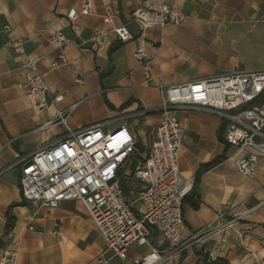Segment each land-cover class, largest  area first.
Listing matches in <instances>:
<instances>
[{"label": "crops", "instance_id": "1", "mask_svg": "<svg viewBox=\"0 0 264 264\" xmlns=\"http://www.w3.org/2000/svg\"><path fill=\"white\" fill-rule=\"evenodd\" d=\"M85 1L92 12L81 15ZM142 1L109 0L112 24H107L102 0H0V167L62 134L55 112L73 103L77 105L67 122L74 129L98 121H106L103 130L112 129L123 122L121 114L144 110L138 125L126 122L149 145L162 117L160 87L236 70H264V0H149L167 4L184 19L180 25L143 33L150 58L147 79L133 55L141 44L137 24H128L131 38L124 42L111 31L128 22ZM70 11L77 13V29L67 16ZM96 29L107 32L100 49L94 42ZM54 30L65 35L63 45L48 42ZM14 37H25V53L37 59L45 77L47 106L39 112L18 87L24 82L23 57L10 48ZM53 62L58 66L51 67ZM176 116L183 130L177 167L184 179L193 181L182 204L183 233L195 238L175 264H200L202 253L225 257L231 264H264V157L251 174L243 175L235 166L237 156L228 159L234 150L222 140L219 117L197 109H180ZM19 173L15 167L0 176V253L6 246L15 249L16 264H98L95 258L104 241L79 201L56 208L25 201L13 206L15 224L5 235L8 206L23 201ZM57 227L65 241L53 233ZM157 240L153 231L151 243ZM145 251L129 255L127 249L126 264Z\"/></svg>", "mask_w": 264, "mask_h": 264}, {"label": "built area", "instance_id": "2", "mask_svg": "<svg viewBox=\"0 0 264 264\" xmlns=\"http://www.w3.org/2000/svg\"><path fill=\"white\" fill-rule=\"evenodd\" d=\"M102 1L103 21L112 24L111 4ZM91 12L90 3L85 1L79 13ZM67 16L77 29V13L70 11ZM183 19V14L165 3L143 0L128 22L112 26L111 31L119 42H124L131 38L128 24H137L141 44L133 55L148 79L150 58L144 50L147 42L143 33L151 27L180 25ZM4 29L11 32L9 25ZM25 42V37H14L10 48L23 57L24 82L18 87L25 89L33 111L39 112L47 106V84L37 69V59L25 53ZM48 42L61 46L66 37L54 30ZM94 42L97 49L102 48L107 43V32L96 29ZM58 64L53 62L51 67ZM160 93L162 117L153 129V140L144 144L142 153L138 150L139 138L126 120L132 119L138 125L144 110L121 114L118 118L123 122L112 129H102L106 121L74 129L67 122L77 105L73 103L55 112L53 120L64 126L62 134L0 167V176L19 168L21 198L34 207L56 208L64 201L81 202L104 241L95 258L98 264H126L127 249L133 244L146 246V251L128 264H175L195 238L183 233L182 201L193 181L184 179L177 167V152L183 140L177 110L197 109L221 119L222 140L234 150L228 159L237 156L234 162L239 173L251 174L264 157V70L206 76L162 86ZM61 99V95L55 97L56 101ZM122 182L134 183L130 191H135L134 199L124 194ZM153 231L158 236L156 244L151 243ZM53 233L66 240L59 227ZM16 259L15 249H2L0 264H16Z\"/></svg>", "mask_w": 264, "mask_h": 264}, {"label": "trees", "instance_id": "3", "mask_svg": "<svg viewBox=\"0 0 264 264\" xmlns=\"http://www.w3.org/2000/svg\"><path fill=\"white\" fill-rule=\"evenodd\" d=\"M136 158H139V155L135 156ZM135 162H136V159H135ZM211 164H208V165H203L201 166L198 170H197V173H201L203 172L204 170H206ZM124 182H122V190L124 192V194H126V188L124 187ZM184 199V198H183ZM22 205L24 204V201H21L20 203H12L8 206V209L5 213V217H6V223H5V235H7V233L9 231L12 230L14 224H15V217L12 215L11 213V209L13 206H16V205ZM182 204H183V201H182ZM194 208H196L198 206V203H193L192 204ZM4 246V241L2 239H0V248H2ZM183 255V254H182ZM182 257V256H181ZM200 264H230L228 263V261L224 258H215V259H212L208 256V254H203L201 255V262Z\"/></svg>", "mask_w": 264, "mask_h": 264}, {"label": "rangeland", "instance_id": "4", "mask_svg": "<svg viewBox=\"0 0 264 264\" xmlns=\"http://www.w3.org/2000/svg\"><path fill=\"white\" fill-rule=\"evenodd\" d=\"M138 150L140 153L144 152L145 151V145L143 143V139L142 137L140 136L139 139H138ZM148 145V144H147ZM134 186V183H131V182H128V183H125L124 184V187L126 188V194L127 196L130 198V200L134 199L136 194H135V191H133L132 193H130L131 191V187ZM146 249V246H138L137 244H133L131 245L129 248H128V254L129 255H135V254H140L142 253L144 250ZM203 254H208V253H202ZM208 256L211 258V256L208 254ZM217 258H220V257H217ZM215 259V258H214ZM224 259H226L228 261L227 258L224 257ZM126 261H124L125 263ZM228 263H230L228 261ZM231 264V263H230ZM244 264H248V263H244ZM250 264V263H249ZM251 264H259V263H255V262H252Z\"/></svg>", "mask_w": 264, "mask_h": 264}]
</instances>
